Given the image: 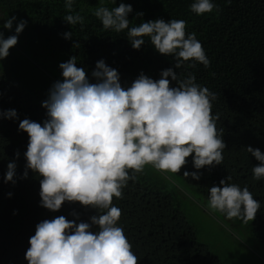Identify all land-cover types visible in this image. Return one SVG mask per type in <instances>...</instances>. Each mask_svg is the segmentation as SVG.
Listing matches in <instances>:
<instances>
[{"label": "clouds", "instance_id": "9594fccd", "mask_svg": "<svg viewBox=\"0 0 264 264\" xmlns=\"http://www.w3.org/2000/svg\"><path fill=\"white\" fill-rule=\"evenodd\" d=\"M111 2L116 4V0ZM75 3L65 0L68 14L63 20L70 26H83L85 19L74 11ZM190 10L203 15L218 13L220 8L215 0H194ZM132 12L130 4L121 2L109 9L101 3L93 14L105 30L126 31L134 50L147 38L159 54L174 58V67L163 70L158 80L141 73L130 86H122L118 70L104 60L95 64L90 79L72 56L59 64L62 80L52 84L42 102L46 110L42 123L28 118L19 122L18 131L29 138L20 178L27 179L29 170L40 178V206L55 213L66 202L78 203L96 213L87 222L73 212L72 220L60 215L38 223L25 253L27 264H138L113 199H121L129 180L135 181L146 166L177 174L191 156L197 171H185L183 177L198 181V170L223 161V129H217L219 116L212 114L217 94L197 84L193 73L176 71L186 62H192L187 67L210 66L196 33H186L187 22L182 19H158L130 27ZM136 15L139 18L143 13ZM4 21L0 28L8 32L14 24L15 28L7 37L0 31V61L9 56L27 27V21L16 16ZM73 35L65 32L63 38L71 40ZM0 119L19 117L15 109H8L0 112ZM244 150L259 162L252 173L255 180H261L264 154L251 146ZM19 157L17 151L15 158ZM231 179L228 176L208 190V207L247 224L255 219L260 202L247 186L241 188L230 183ZM16 181L13 160L7 164L4 183L15 185Z\"/></svg>", "mask_w": 264, "mask_h": 264}, {"label": "trees", "instance_id": "16d2710c", "mask_svg": "<svg viewBox=\"0 0 264 264\" xmlns=\"http://www.w3.org/2000/svg\"><path fill=\"white\" fill-rule=\"evenodd\" d=\"M121 2L133 8L128 17L130 27L158 19H182L187 22L186 33H196L210 66L197 63L187 67L192 62H186L176 71L193 73L197 84L217 94L212 114L219 116L217 129H223L226 145L221 165L198 170V181L183 177L185 171H197L190 156L179 173H171L169 181L160 179L149 188L137 174L136 180H129L123 189V197L113 199L121 210L119 224L138 264H224L199 240L196 229L181 211L175 192L177 180L207 202L208 190L228 176L232 177L230 183L247 186L261 205L252 221V232L264 253V178H253L252 168L259 162L244 150L251 146L264 154V0H215L220 11L203 15L191 12L194 0H116V4L111 0H76L73 8L84 17L83 26H70L63 20L68 14L65 0H0V21L12 16L26 20L66 57L76 56L77 67L85 68L90 79L95 64L104 60L118 70L122 86H130L141 73L158 80L163 70L174 67V58L159 54L147 38L139 50H134L126 31L105 30L93 14L101 3L111 9ZM137 13L143 16L137 18ZM65 32H73V38L64 39ZM77 42L80 47L74 48ZM8 109H15L19 119H0V264H27L25 253L38 223L60 215L72 220L73 212L87 222L96 213L78 203L66 202L55 213L40 206V178L30 170L27 179L20 178L29 138L18 129L25 118L42 123L46 110L2 78L0 112ZM17 151L19 159L15 158ZM13 160L17 164L15 185L4 183L7 164ZM8 193L12 194L10 198ZM232 220L240 226L245 224L240 219Z\"/></svg>", "mask_w": 264, "mask_h": 264}, {"label": "rangeland", "instance_id": "374dc122", "mask_svg": "<svg viewBox=\"0 0 264 264\" xmlns=\"http://www.w3.org/2000/svg\"><path fill=\"white\" fill-rule=\"evenodd\" d=\"M2 22L5 21H0V25ZM14 28L15 24L12 32L2 28L0 31L7 37L14 34ZM68 60L55 44L43 39L27 23L17 45L10 49L6 59L0 61V79L5 78L17 91L30 95L41 106L52 84L62 80L59 64ZM139 175L149 188L160 179L167 182L172 177L171 173L164 172L162 176L151 166H146ZM174 183L178 185L175 192L181 211L196 229L199 240L207 244L224 264H264L262 247L253 236L252 221L240 226L211 210L206 200L180 181Z\"/></svg>", "mask_w": 264, "mask_h": 264}]
</instances>
